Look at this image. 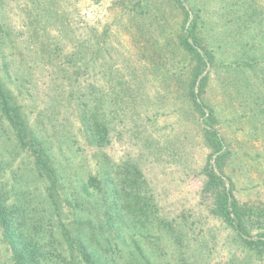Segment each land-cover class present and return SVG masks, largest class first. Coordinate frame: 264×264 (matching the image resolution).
<instances>
[{
    "label": "rangeland",
    "instance_id": "374dc122",
    "mask_svg": "<svg viewBox=\"0 0 264 264\" xmlns=\"http://www.w3.org/2000/svg\"><path fill=\"white\" fill-rule=\"evenodd\" d=\"M181 1L193 7L189 21L199 10L195 32L210 54L199 100L229 152L232 193L255 213V239L264 214V0ZM183 17L174 0H0V78L59 164L51 190L0 114V191L6 204L26 205L40 244L66 246L80 222L73 209L87 204L96 234L124 252L138 244L155 264H264V251L247 249L202 191L210 149L187 97L196 59L177 44ZM83 110L107 125L103 146L87 143ZM122 163L141 170L146 204H112ZM101 165L112 196L102 194ZM89 176L100 192L87 187ZM0 264H13L1 228Z\"/></svg>",
    "mask_w": 264,
    "mask_h": 264
},
{
    "label": "trees",
    "instance_id": "16d2710c",
    "mask_svg": "<svg viewBox=\"0 0 264 264\" xmlns=\"http://www.w3.org/2000/svg\"><path fill=\"white\" fill-rule=\"evenodd\" d=\"M179 8L183 9L184 17L181 24V32L177 35V44L185 52L191 54L196 59V66L193 68V74L189 79L187 87V97L192 106L201 114L202 119V139L206 147L210 149L209 159L201 170L205 176L202 191L203 193L213 196L212 208L210 213L221 220L227 227L242 240L244 246L256 254L264 251V214H261L262 223L257 221L259 230L262 231L253 239L250 236L248 223L250 217L255 216L254 211L244 205L239 204L238 200L232 193V183L228 176H225L224 163L229 155L225 147V143L217 130L215 129L216 118L213 110L204 102L200 101V94L203 92L206 83V77L203 73L209 64L210 54L201 48L200 38L196 35L197 19L199 18V10L194 12L192 19L189 21V10L193 7L190 4L188 12L183 8L181 0H174ZM189 2V0H188ZM148 7L147 1L145 2ZM146 7V8H147ZM144 13H147L145 11ZM188 22V24H187ZM203 50L202 54L199 52ZM189 88V89H188ZM189 90V92H188ZM208 109V113L204 112ZM24 106L18 104L6 83L0 78V114L9 123L13 130L17 143L20 148L27 149L34 162V166L38 171L40 178H46L49 181V189L53 190L58 185L59 168L58 162H55L54 154L47 140L42 138L36 130L29 125L25 115ZM93 112L82 111L80 115V126L84 133L85 139L91 146H103L106 142V134L108 127L102 122H98ZM115 165V164H113ZM105 165H101V181L104 185L103 196H112L110 189H107ZM109 168V167H108ZM117 172H126L123 177H119L120 191L114 190L112 204L118 205L121 201L126 202L128 209L131 204L129 199L140 204L141 200L147 203L145 196H141V188L138 184L136 173L140 175L141 170L136 164H117L115 166ZM131 174V175H130ZM121 175V173H119ZM100 181L96 176H89L87 179V187L101 191ZM86 191L88 188H86ZM128 201V202H127ZM88 203V202H87ZM76 204H74L75 206ZM143 207V206H142ZM73 208V207H72ZM115 208H119L115 206ZM58 210V206H55ZM92 209V208H91ZM108 210V208H107ZM82 211H86L82 218ZM90 206L82 204L79 208L73 209L75 221L80 222L77 225V232L65 246L51 248L55 244L53 238L46 244H40L36 234L30 232V216L26 205H8L5 203L4 196L0 191V228L2 234L11 248L13 264H155L152 256H146L147 252L139 245H136V251L124 252L119 241H112L109 237L102 234L101 237L96 234V228L92 226V212ZM105 216V212H103ZM151 218L154 215H150ZM76 228V226H75ZM85 229V232L83 230ZM66 232V231H65ZM30 233V235H29ZM67 233V232H66ZM66 236H68L66 234ZM96 244V246L94 245ZM65 246V247H64ZM67 247V249H66ZM66 249V250H65ZM67 251V252H66ZM77 252V254H76ZM66 253V254H65ZM75 253V254H74Z\"/></svg>",
    "mask_w": 264,
    "mask_h": 264
}]
</instances>
